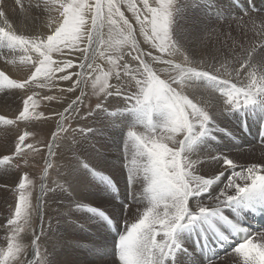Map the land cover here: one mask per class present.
<instances>
[{
  "label": "snow or ice",
  "instance_id": "6c2138e0",
  "mask_svg": "<svg viewBox=\"0 0 264 264\" xmlns=\"http://www.w3.org/2000/svg\"><path fill=\"white\" fill-rule=\"evenodd\" d=\"M16 3L24 9L22 0ZM4 4L0 0V60L19 68L24 76L13 78L0 69V90H17L22 103L14 119L0 115V125H28L42 118L43 113L36 112L37 88L52 89L66 81L70 86L59 91L80 90L62 112L53 113L59 117L56 130L43 144L48 158L42 180L47 179L49 169L62 167L66 174L61 176L63 183L55 182V189L42 182L41 194L61 190L68 203L60 215L68 226L83 232L96 220L115 228L118 264H225V258L232 264H264V231L254 233L245 226L249 213L264 215V159L240 163L235 152L221 150L218 142V135L230 142L237 139L218 123L221 117H234L242 131L255 121L264 144V24L257 30L250 9L240 8L233 0L242 13L237 17L241 30L251 23L256 39L247 46L233 41L229 56L209 52V60L194 45L203 33L215 29L203 21L190 31L179 28L178 20L189 6L182 0H36L35 7L47 21L46 30L35 33L17 31L7 19ZM202 6L214 12L216 23L229 19L216 9L215 0H204ZM89 83L98 99L81 116ZM200 89L207 90L217 103L197 98ZM110 97L121 98L123 106H113ZM40 98L57 99L53 95ZM101 113L113 120L130 118L124 140L123 192L111 176L97 171L100 153L93 149L96 155L90 156L84 150V134L94 130L67 124L69 119L80 117L82 123ZM138 127L142 130L137 131ZM77 132L79 141L73 135ZM29 137L35 143H27ZM40 144L33 132L24 130L17 134L11 154L0 156V166L20 168L14 159L39 153ZM62 145L73 153L66 165L53 159ZM82 181L95 182L102 194L100 202H84L87 198L76 187ZM137 184L142 185L139 192ZM32 188L24 172L7 219L9 234L6 246H0V264H21L26 251L21 233L26 231L32 232L35 259L24 264H54L41 254L43 201L38 197L33 204ZM133 205L141 207L133 210ZM34 214L39 215V234L32 226ZM93 250L106 254V249Z\"/></svg>",
  "mask_w": 264,
  "mask_h": 264
},
{
  "label": "rangeland",
  "instance_id": "374dc122",
  "mask_svg": "<svg viewBox=\"0 0 264 264\" xmlns=\"http://www.w3.org/2000/svg\"><path fill=\"white\" fill-rule=\"evenodd\" d=\"M8 1V2H7ZM13 4H12V3ZM22 2L24 3L25 7L24 9H21L17 3H16V0H5V12L7 14V19L9 20L10 23L13 24V26L17 29V31L20 32V28L21 30L26 33L25 31H27V33H35V32H42V31H45L46 28H45V24H46V21H47V17L45 15H41V12L38 11V9L35 6L36 4V0H22ZM26 2V3H25ZM35 2V3H33ZM183 2V0H182ZM184 2H187L188 3V7H187V10H185L184 12V18L181 17L179 20H178V27L181 28V29H192L191 26H193L194 24H198L200 23V21H203L207 24H210L212 28L215 29L214 32H205L202 34L201 36V39L198 40L194 47L196 48V50L201 53L203 55V57H208L209 60H211V57L208 55L209 52L213 53V54H216L218 56H229L232 48H233V41H237L239 43H242L244 44L245 46H247L248 42L251 41V40H255L256 37L254 35V33L250 30L251 29V23H249L248 25V29L242 31L241 30V26L239 25V23L237 22V17L241 16L242 13L240 11H238L236 9V7L234 6V4L232 2H230V0H215V5H216V9L223 12L225 16H228L229 19L227 20V22H225L223 19H221L218 23L215 22L216 20V17H215V14L214 12L212 11H209L207 10L206 8H204L202 5H203V2L204 0H185ZM196 2V4H195ZM29 3H33V7H28ZM9 4V5H8ZM227 4V5H226ZM7 5V6H6ZM14 7V8H13ZM41 7H43L42 3H41ZM191 7V8H190ZM7 8V9H6ZM31 8V9H30ZM33 8V9H32ZM19 9V10H17ZM26 9V10H25ZM8 10V11H7ZM11 10V11H10ZM25 10V11H24ZM33 10V11H32ZM36 10V11H35ZM17 11V12H16ZM24 11V12H23ZM9 12V13H8ZM38 14H37V13ZM197 12V13H196ZM12 13V14H11ZM23 13V14H22ZM192 13V14H191ZM201 14V15H200ZM16 15V16H15ZM21 15V16H20ZM26 15V16H25ZM125 15L128 16V18H130V20L133 21V23H135L134 19H132L133 17L131 16V13L128 12L126 9H125ZM203 15V16H202ZM251 15L253 16V18H261L264 16V14H257V15H254L251 13ZM23 18V19H21ZM23 16V17H22ZM33 16V17H32ZM257 16V17H256ZM11 17V19H10ZM13 17V18H12ZM19 17V18H18ZM132 17V18H131ZM209 18H212L210 21H209ZM25 18V19H24ZM28 18V19H27ZM42 18V19H40ZM204 18V19H203ZM247 18V17H245ZM3 18L0 19V26H3ZM14 21H13V20ZM15 19H18V20H15ZM192 21V23H188V27H187V22L188 20ZM25 20V21H24ZM32 20V21H31ZM234 20V21H233ZM247 20V19H245ZM13 21V22H12ZM233 21V22H232ZM236 21V22H235ZM24 22V23H23ZM31 22V25L30 23ZM39 22V23H38ZM186 22V23H185ZM232 22V23H231ZM256 22V25L260 26L261 24H263L262 20L260 19H257L255 20ZM2 23V24H1ZM36 23V24H35ZM18 24V25H16ZM28 25V26H27ZM233 25V26H232ZM31 26V27H30ZM20 27V28H19ZM26 27V28H25ZM34 27V28H33ZM44 30H43V28ZM19 28V29H18ZM24 29V30H23ZM259 29V27L257 28V30ZM29 30V31H28ZM32 30L34 32H32ZM21 31V32H22ZM234 34V35H233ZM138 39H140L142 41V37H139L138 35ZM206 40V41H205ZM208 41V42H207ZM206 45V46H205ZM141 46L145 48V50H149L148 47L146 45H144L143 43H141ZM211 50V51H210ZM7 55V54H5ZM57 59H59L60 57L57 56L55 57ZM65 58H69L68 56H65ZM197 59L201 58V56H197L196 57ZM101 63H103V61H100ZM214 63H217V66H218V61H213ZM0 69H5L6 71H8V74L11 75L13 78H23L24 76V73L22 71L19 70V68H14L13 66L11 65H6L4 60H0ZM7 67V68H6ZM105 67H107V64L105 63ZM159 67H163L162 65L159 66ZM13 70V71H12ZM74 71H78V69H73ZM66 82V81H65ZM59 82L57 85V87L55 88H52L50 89L49 92H47L45 89L41 90V94H39L38 97H36L37 99V102H38V107L36 109V112L38 113H43V117L40 118V119H36V120H33L32 122H30L28 125H26L24 122V130H27V131H30V132H33L35 134V140L37 141H41L42 144L40 145H37L38 147H40V152L39 153H32V152H28L26 156H21L17 159H14L13 161V164H16V163H19L20 164V168H15V167H11V168H8L7 170H5L4 168H2L3 166H0V218L2 219V216H3V213L2 212V207H5L8 209V208H11V211L14 209V205H15V202H16V186L17 184L19 183L20 179L22 178L23 176V173L24 172H27L28 175H29V179L32 180L33 184H34V188L31 189V192H32V202L33 204L35 205L36 202H37V198L40 197V186H41V183H45L48 185V187L50 188H53L55 189L56 188V184L55 182L56 181H59L60 183H63V180H61V177L62 175H65L66 174V170L65 169H62V168H59V169H49L48 171V175H47V179L46 181L45 180H42V178L44 177V172H43V169L45 167V159L48 158V153H47V149L44 147L43 149V144H46L50 139H51V133L53 131L56 130V124H57V120L59 119L58 116H54L53 113L55 112H62L63 111V108L64 107H67V104L72 100V99H75V96L76 95H79V89L76 90V94L75 93H72V94H69V93H66V92H61L59 91V89L57 88H60V89H65L67 86L69 87V82ZM112 83H115V80L112 81ZM66 85V86H65ZM37 89H35V91H37ZM4 91V92H3ZM0 90V105H6L8 107H10L11 105H15L14 107L15 108H18V110H22V103H21V94L17 91V90H9V91H5V90ZM45 91V92H44ZM52 91V92H51ZM55 91V92H54ZM87 91V98L85 100L86 102V105L84 104L81 110V116H83L87 110V108L89 106L93 107L95 106V103L97 102V99L98 97L95 96L92 92V89H91V83H89V86L88 88L86 89ZM89 91V92H88ZM47 92V93H46ZM51 92V93H50ZM7 93V94H6ZM46 93V94H45ZM54 93V94H53ZM78 93V94H77ZM20 94V95H19ZM28 94H31V93H28ZM12 95V96H11ZM42 95H53V96H56L57 99L55 100H52V101H45L43 99H41L40 97H42ZM218 95V94H217ZM6 96V97H5ZM20 96V97H19ZM6 99H5V98ZM70 97V98H69ZM11 98V99H10ZM15 98V99H14ZM68 98V99H67ZM111 98V97H110ZM109 98V101L111 100V103L112 105H116L117 103H120V101L118 100V98ZM9 101H8V100ZM18 99V100H17ZM121 99V98H119ZM4 100V101H3ZM15 100V101H14ZM67 100V101H66ZM113 100V101H112ZM3 101V103H2ZM19 102V103H18ZM56 102V103H55ZM68 102V103H67ZM18 106H17V104ZM107 103V102H106ZM49 104V105H48ZM51 104V105H50ZM123 106V105H122ZM120 105V107H122ZM56 108V109H55ZM115 109V108H114ZM109 111H112V108L109 109ZM18 112V111H17ZM16 112V113H17ZM15 113V114H16ZM12 114V115H11ZM0 115H6L8 116L9 118L11 119H14L15 116H14V112L11 111L10 114H5V113H0ZM10 115V116H9ZM102 115V121L104 124L101 123V121H99L97 118L99 116ZM126 115V114H125ZM98 117L97 116H94L93 118L91 119H88L87 121H84V122H79L80 121V117H77L75 120L73 119H69L67 121V124H70L72 128L74 129H78L82 127H84L85 125H87L88 127H90L91 129H93L94 131H101L100 133V137H99V143H98V136L97 135H94L95 133H93V135L91 136V141H90V138H89V133H85L84 135L87 137V141L86 143H84V150L87 152L88 155L90 156H95L96 153L93 152V149L96 150V152H99V150L101 152H103L107 158V159L102 153H100V156L97 160L98 163H106L107 161L108 162H114L113 166H118L120 167L119 169L122 168V164L121 161L120 163H118V160L119 158L117 156H113L111 154H109V150L110 149H113V147L109 144L108 142V139H107V136L105 134L106 130L109 129L110 126H113L114 128H117V129H123V128H127L130 126V118L128 119H124V118H121V119H118V120H113V119H109V118H106L105 114L104 113H101ZM45 118H48V119H45ZM44 119V120H43ZM105 119V121H104ZM109 119V121H108ZM111 120V121H110ZM53 121V122H52ZM115 121V122H114ZM125 122V123H124ZM22 122H18V124L16 126H4L2 127L0 125V135L2 136V139H1V136H0V142H5V137H4V132H8V133H11L12 136L9 137V146L8 148L6 149H1L0 147V156L3 155H10L11 154V151L14 150V141L16 139V134H22L20 131H19V127L21 125ZM42 123V124H41ZM117 123V124H116ZM32 124V125H31ZM39 124H41V127L38 126ZM111 124V125H110ZM35 125V126H34ZM81 125V126H80ZM53 126V127H52ZM105 128V132H104V128ZM11 128H13L11 130ZM18 128V129H17ZM45 128V129H44ZM47 128V129H46ZM53 128V129H52ZM9 130V131H8ZM3 133V134H2ZM123 133V136H125V132H122ZM76 138L79 136H77L76 134H79L78 132L77 133H74ZM73 134V135H74ZM108 135V134H107ZM95 136V137H94ZM122 136V134H121ZM15 139H14V138ZM220 138H218V142L221 146V150L223 151H226L228 148H229V144L231 143L230 141H228L225 137L223 136H218ZM5 140H4V139ZM82 139L81 137H78V139ZM94 139V140H93ZM122 139V140H121ZM93 140V141H92ZM124 140L125 138L123 137H116V144H117V147L119 149V152H120V158H124L125 159V151H124ZM13 141V142H12ZM227 142V143H226ZM12 143V144H11ZM27 143H35V141L32 139V137H29ZM95 143V144H94ZM12 146H11V145ZM1 145V143H0ZM108 146L109 148H105L104 146ZM226 145V146H225ZM171 146V144H170ZM93 148V149H92ZM212 148L215 149L216 148V144L213 143L212 144ZM3 150V151H2ZM61 152H60V151ZM98 150V151H97ZM122 150V151H121ZM57 151V156L61 155L60 157L56 156L55 158H53L55 160V163L58 164V165H66L68 164L69 162H71L73 160V153L71 151V149L69 147H67V145H62L58 150L56 149ZM67 152V153H65ZM42 153V154H41ZM60 153V154H59ZM33 155V156H32ZM81 155H83V153H81ZM124 155V156H123ZM67 158V159H66ZM69 158V160H68ZM82 158H85L84 155L82 156ZM105 159V160H103ZM116 159V160H115ZM25 160L27 161V163H25ZM60 160V161H59ZM64 160V161H63ZM67 160V161H66ZM100 160V161H99ZM245 161H248L247 159ZM65 163V164H64ZM4 169V170H3ZM119 169L117 170H111V171H114V172H121L119 171ZM123 169V168H122ZM3 170V171H2ZM18 170V171H17ZM57 171L60 172V176L57 175ZM63 171V172H62ZM97 171H103L105 174L108 173V175H111L112 177H114L112 175V173L106 171V170H102L101 168H97ZM4 172V173H3ZM15 172V173H13ZM124 172V170H123ZM8 174H11V175H8ZM15 174L17 175V177L15 176ZM3 175V176H2ZM20 175V176H19ZM8 177V178H7ZM14 178V179H13ZM115 178V177H114ZM123 181H124V185H125V172L123 174ZM7 180L6 183H3L1 180ZM10 179H11V182H10ZM15 180V181H14ZM118 183L122 184L119 180L115 179ZM17 181V182H16ZM122 181V180H121ZM122 181V182H123ZM13 182H16V183H13ZM14 185H13V184ZM6 184V185H5ZM9 184V185H8ZM16 184V185H15ZM8 185V189L9 191H5V187ZM13 185V187H12ZM79 185V186H78ZM81 185V186H80ZM88 185V187H87ZM95 185V182L93 181V184L87 182V181H82L80 183H78L76 185L77 187V191L83 196V197H86V198H90L94 193L99 197H100V194L98 192V189L97 187L93 186ZM141 185V184H140ZM138 185L137 186V189L136 191L139 192L140 191V188L141 186ZM3 186V187H2ZM89 186H91V189H88ZM93 186V187H92ZM15 187V188H14ZM85 187V188H84ZM95 188V189H93ZM12 189V191L10 190ZM83 189V190H82ZM85 190H89L91 193H87V191ZM4 191V192H3ZM13 193V195H12ZM10 194V196H8ZM49 194V195H48ZM48 195V196H47ZM47 195H44L42 196L41 194V197H42V201H43V207H42V211L44 213V227H46L44 229V233H45V237L39 241V244L41 246L40 250H41V254L43 256H46V247L47 245L49 244H53L55 245L56 247V252H53V253H56L54 254L53 256V260L51 259V254H49L47 256V258L51 259L53 262H58V264H71V261H70V258H69V254L68 252L71 250L68 249V247L66 246H63L61 245L60 243L63 242L64 240V237L68 236V240L69 242L72 243V245H76V247L78 248H81L82 245L80 244V242H82V239L81 238H72L74 237L73 235L71 234H74L76 232L77 229H73V228H70L68 226V224L65 222V220L63 218H60V221L59 219H57L59 221V224L61 225H58V227L60 228H65L67 227L68 230L65 232V233H61V234H58L56 236H54V234L52 233V231L54 233L60 231L61 229H55V230H49V226H52L53 223L56 224V222H53L52 221V217H55L54 215L52 216V214L49 212H56V211H60V208L62 209L61 211L63 212H66V208L64 207L68 201L64 199V195H62L61 193V190L60 189H56L55 192H48ZM51 195V196H50ZM102 195V194H101ZM10 197V198H9ZM52 197H56V201H53ZM5 198V199H4ZM10 200L9 202L11 203H8L7 201ZM15 199V200H14ZM51 199V200H50ZM6 200V201H5ZM14 202V203H13ZM85 203H88L89 201L85 200L84 201ZM4 203V204H3ZM6 203V204H5ZM49 203V204H47ZM91 203V202H89ZM52 204V205H51ZM54 204V205H53ZM3 205V206H2ZM49 205V206H48ZM8 206V207H7ZM48 206V207H47ZM95 206V205H94ZM134 206V205H133ZM132 206V207H133ZM53 207V211L52 209L49 210L50 208ZM56 207V209H55ZM58 207V208H57ZM135 207H141L140 205H135ZM134 207V208H135ZM5 208V209H6ZM48 209V211H47ZM65 210V211H64ZM47 211V212H46ZM62 212V213H63ZM61 213V212H60ZM12 214V213H11ZM10 212L7 214L5 213V216L6 217V220L9 218V216L11 215ZM46 214H49V215H46ZM50 217V218H49ZM1 219H0V223H1ZM53 222V223H52ZM7 223V222H6ZM6 223L4 226H6ZM39 223H40V219H39V215L37 214H34L33 215V218H32V226H33V229L36 230V234H39ZM46 224V225H45ZM53 225L56 227V225ZM62 226H65V227H62ZM88 227H86L85 229H87ZM49 231V232H48ZM28 233V236L29 234L31 235V238H30V242H27L28 240V236H25V238L23 239V243L26 245V251H25V254L24 256H22L21 258V264H24V261L25 260H34V247L32 245V232L31 231H26L25 233H21V236L23 234H26ZM52 234V235H51ZM51 238V236L53 237V240L50 241V239L48 237ZM70 236V237H69ZM57 237V238H56ZM63 237V238H62ZM4 238L6 239V235L4 236ZM56 238V239H55ZM60 238V239H59ZM46 239H49V241H46L44 242V240ZM97 240H99L98 238H96ZM4 241V240H3ZM1 240V242H3ZM27 243H26V242ZM54 241V243H53ZM78 241V242H77ZM52 242V243H51ZM59 242V243H58ZM4 243V242H3ZM75 243V244H74ZM80 244V245H79ZM101 244L103 245V240H101ZM28 245V246H27ZM46 246V247H45ZM60 247V248H59ZM61 249V250H60ZM60 250V252H58ZM76 249L73 248L72 251H75ZM44 253H43V252ZM71 251V253H72ZM57 252H58V255H57ZM63 252V254H62ZM65 252V253H64ZM78 254V253H77ZM66 255V256H65ZM63 256V258H61ZM80 256V255H79ZM79 256H77L79 258ZM103 256L104 258L110 259V255H101ZM77 257H74V258H77ZM224 257V255L222 256ZM56 258V259H54ZM58 258V259H57ZM63 259V260H62ZM57 260V261H56ZM230 262L231 264V260L226 258L225 261H228ZM64 261V262H63ZM60 262V263H59ZM118 263V261H117Z\"/></svg>",
  "mask_w": 264,
  "mask_h": 264
},
{
  "label": "bare ground",
  "instance_id": "6f19581e",
  "mask_svg": "<svg viewBox=\"0 0 264 264\" xmlns=\"http://www.w3.org/2000/svg\"><path fill=\"white\" fill-rule=\"evenodd\" d=\"M25 1V0H24ZM34 1V0H33ZM185 0H183V2H184ZM189 1V0H188ZM8 2V1H7ZM12 3V2H11ZM26 3V2H25ZM33 3H35V2H33ZM33 3H32V5H33ZM13 4V3H12ZM195 4H196V2H195ZM9 5V4H8ZM227 5V4H226ZM5 6V5H4ZM7 6V5H6ZM35 7V6H34ZM14 8V7H13ZM191 8V7H190ZM7 9V8H6ZM31 9V8H30ZM33 9V8H32ZM17 10H19V9H17ZM26 10V9H25ZM24 10V11H25ZM187 10V9H186ZM6 11V10H5ZM8 11V10H7ZM11 11V10H10ZM23 11V12H24ZM33 11V10H32ZM36 11V10H35ZM39 11V10H38ZM188 11V10H187ZM17 12V11H16ZM19 12H20V10H19ZM40 12V11H39ZM9 13V12H8ZM37 13V12H36ZM197 13V12H196ZM12 14V13H11ZM23 14V13H22ZM38 14V13H37ZM192 14V13H191ZM201 15V14H200ZM255 15V14H254ZM16 16V15H15ZM21 16V15H20ZM19 16V17H20ZM26 16V15H25ZM132 16V15H131ZM203 16V15H202ZM18 17V18H19ZM23 17V16H22ZM33 17V16H32ZM183 18H184V16H182ZM257 17V16H256ZM264 17V16H263ZM13 18V17H12ZM21 18V17H20ZM132 18V17H131ZM1 19V18H0ZM10 19H11V17H10ZM21 19H23V18H21ZM25 19V18H24ZM28 19V18H27ZM40 19H42V18H40ZM130 19V18H129ZM133 19V18H132ZM204 19V18H203ZM208 19H209V21L212 19V18H209L208 17ZM245 19H247V18H245ZM255 20H257V19H260V20H262L261 18H254ZM3 20V19H2ZM13 20V19H12ZM15 20H18V19H15ZM14 21V20H13ZM12 21V22H13ZM25 21V20H24ZM32 21V20H31ZM234 21V20H233ZM232 21V22H233ZM201 22V21H200ZM231 22V23H232ZM236 22V21H235ZM262 22H263V24H264V20H262ZM24 23V22H23ZM30 23V25H31V22H29ZM39 23V22H38ZM186 23V22H185ZM188 23H192V21H191V19L190 20H188V22H187V27H188ZM2 24V23H1ZM36 24V23H35ZM16 25H18V24H16ZM28 26V25H27ZM233 26V25H232ZM31 27V26H30ZM192 27V26H191ZM258 27H259V25H258ZM17 28V27H16ZM20 28V27H19ZM18 28V29H19ZM26 28V27H25ZM34 28V27H33ZM43 28V27H42ZM24 30V29H23ZM43 30H44V28H43ZM187 30H191V29H187ZM22 30H21V28H20V32H21ZM29 31V30H28ZM23 32V31H22ZM26 33H27V31H25ZM32 32H34L33 30H32ZM30 33H31V31H30ZM234 35V34H233ZM206 41V40H205ZM208 42V41H207ZM206 46V45H205ZM211 51V50H210ZM208 58V57H207ZM0 68H2V67H0ZM7 68V67H6ZM4 69V68H3ZM76 70V69H75ZM13 71V70H12ZM10 74V73H9ZM66 83V82H65ZM59 85V84H58ZM69 85H70V82H69ZM66 86V85H65ZM68 87V86H67ZM66 87V88H67ZM56 88V87H55ZM57 89H60V88H57ZM47 92H49L50 91V89H45ZM3 91V90H2ZM4 92V91H3ZM37 92L39 93V94H41V90L40 89H38L37 90ZM42 92H43V90H42ZM45 92V91H44ZM46 92V93H47ZM52 92V91H51ZM50 92V93H51ZM55 92V91H54ZM89 92V91H88ZM45 93V94H46ZM1 94V93H0ZM7 94V93H6ZM54 94V93H53ZM76 94V93H75ZM78 94V93H77ZM20 95V94H19ZM195 95L197 96V98H203V99H206V100H208V99H213V97L212 96H210V94H209V92L207 91V90H205V89H200V90H198L196 93H195ZM12 96V95H11ZM43 96V95H42ZM6 97V96H5ZM4 97V98H5ZM20 97V96H19ZM1 98V97H0ZM70 98V97H69ZM6 99V98H5ZM11 99V98H10ZM15 99V98H14ZM68 99V98H67ZM111 99V98H110ZM114 99V98H113ZM1 100V99H0ZM8 100V99H7ZM18 100V99H17ZM4 101V100H3ZM3 101H2V103H3ZM9 101V100H8ZM15 101V100H14ZM67 101V100H66ZM111 101V100H110ZM113 101V100H112ZM0 103H1V101H0ZM19 103V102H18ZM56 103V102H55ZM68 103V102H67ZM213 103L215 104V103H217V101L215 100V99H213ZM17 104V103H16ZM85 105H86V102L84 103ZM49 105V104H48ZM51 105V104H50ZM15 106V105H14ZM13 105H11L10 107H8L7 106V104L6 105H0V113L2 114V113H5V114H10L11 113V111H13L14 112V116H16V115H18V108H15ZM17 106H18V104H17ZM56 109V108H55ZM82 109H84V108H82ZM17 112V113H16ZM59 112V111H58ZM16 113V114H15ZM12 115V114H11ZM10 116V115H9ZM12 118V117H11ZM44 120V119H43ZM104 121H105V119H104ZM108 121H109V119H108ZM111 121V120H110ZM221 121H222V123L220 122V121H218V123L220 124V126L221 127H224V126H227L230 130H232L234 133H235V135H236V137L237 138H241L240 137V135H241V133H240V128L239 127H237L236 126V122L238 121L236 118H224V117H221ZM53 122V121H52ZM115 122V121H114ZM125 123V122H124ZM42 124V123H41ZM41 124H39L38 126H40L41 127ZM117 124V123H116ZM32 125V124H31ZM111 125V124H110ZM2 127H4V125H1ZM35 126V125H34ZM81 126V125H80ZM9 127V126H8ZM53 127V126H52ZM82 127V126H81ZM105 127V126H104ZM20 129H19V131L22 133L23 131H24V123L22 122L21 123V125H20V127H19ZM79 128V127H78ZM129 128V127H128ZM13 128H11V130H10V132L11 131H13L14 132V130H12ZM18 129V128H17ZM45 129V128H44ZM47 129V128H46ZM53 129V128H52ZM140 130H142L141 128H137V131H140ZM9 131V130H8ZM128 131V129L125 127V128H123V129H117V128H114L113 126H110L109 127V129H107L106 130V133L108 134V142H109V144L113 147V149H110L109 150V154H111V155H113V156H119V153H118V148H117V144H116V142H115V137H117V136H121V134H122V136H123V133L122 132H127ZM12 133V132H11ZM11 133H8V132H4V137H5V142L3 141V142H0L1 143V145H0V147H1V149H6V148H8V147H10L9 146V137L10 136H12L11 135ZM3 134V133H2ZM18 134V133H17ZM16 134V135H17ZM75 135V134H74ZM77 136L79 135V134H76ZM1 136V135H0ZM218 136H222V135H218ZM79 137V136H78ZM77 137V138H78ZM95 137V136H94ZM14 138V137H13ZM218 138H220V137H218ZM1 139H2V136H1ZM0 139V140H1ZM15 139V138H14ZM80 140V138L78 139V141ZM94 140V139H93ZM92 140V141H93ZM122 140V139H121ZM244 141L245 142H249V143H247L248 145L247 146H245V147H241V146H238V145H236L235 143H233V142H231L230 144H229V148L226 150V151H232V152H235L236 153V158L238 159V161L240 162V163H250V162H258V161H260L261 159H264V148L263 147H261V146H259V145H257L256 143H253V142H251L250 140H247V139H244ZM13 142V141H12ZM227 143V142H226ZM12 144V143H11ZM10 144V145H11ZM95 144V143H94ZM14 145V144H13ZM12 146V145H11ZM170 146V145H169ZM105 148H109L108 146H104ZM43 149H44V147H43ZM93 149V148H92ZM58 150V149H57ZM224 150V149H223ZM3 151V150H2ZM60 151V150H59ZM98 151V150H97ZM61 152V151H60ZM65 153H67V152H65ZM42 154V153H41ZM60 154V153H59ZM3 155V154H2ZM33 156V155H32ZM59 156V155H58ZM57 156V157H58ZM61 156V155H60ZM59 156V157H60ZM83 156V155H82ZM56 157V158H57ZM101 157V156H100ZM67 159V158H66ZM248 160V161H245V160ZM68 160H69V158H68ZM103 160H105V159H103ZM60 161V160H59ZM64 161V160H63ZM67 161V160H66ZM100 161V160H99ZM65 164V163H64ZM113 164H114V162H106V163H100V165H101V167H99V168H101L102 170H106V171H108V172H110V173H112V175L115 177V179H117V180H119L122 184L124 183V181H123V174H124V172H123V165H121L122 166V168L121 169H119L120 167H118V166H113ZM3 168V167H2ZM62 168V167H61ZM62 169H64V168H62ZM117 169H119V171H121V172H114V171H111V170H117ZM4 170V169H3ZM2 170V171H3ZM1 171V170H0ZM18 171V170H17ZM63 172V171H62ZM4 173V172H3ZM13 173H15V172H13ZM1 174V173H0ZM108 174V173H107ZM8 175H11V174H8ZM3 176V175H2ZM11 176H13V175H11ZM15 176L17 177V175L15 174ZM20 176V175H19ZM61 177V176H60ZM8 178V177H7ZM14 179V178H13ZM17 179H18V177H17ZM62 180V179H61ZM123 182H122V181ZM3 183H6L7 182V180H5V179H3V180H1ZM15 181V180H14ZM46 181V180H45ZM10 182H11V179H10ZM17 182V181H16ZM16 182H13V183H16ZM12 183V184H13ZM91 184H93V183H91ZM6 185V184H5ZM9 185V184H8ZM8 185L5 187V191H9V189H8ZM14 185V184H13ZM13 185H12V187H13ZM16 185V184H15ZM124 185V184H123ZM138 185H140V184H137V185H135V188L137 189V186ZM79 186V185H78ZM81 186V185H80ZM141 186V188H140V191L142 190V185H140ZM222 186V185H221ZM3 187V186H2ZM87 187H88V185H87ZM93 187V186H92ZM15 188V187H14ZM85 188V187H84ZM88 189H91V186H89V188ZM11 191H12V189H10ZM83 190V189H82ZM85 191H87V193H91L89 190H85ZM4 192V191H3ZM12 195H13V193H12ZM49 195V194H48ZM47 195V196H48ZM8 196H10V194L8 195ZM51 196V195H50ZM102 195L100 194V197H101ZM10 198V197H9ZM40 198H42L41 197V190H40ZM5 199V198H4ZM52 199H53V201H56L57 199H56V197L54 198V197H52ZM205 199H207V198H205ZM1 200V199H0ZM8 200V199H7ZM15 200V199H14ZM51 200V199H50ZM87 201H89V202H100L101 201V198H99L95 193L90 197V198H87L86 199ZM6 201V200H5ZM10 200H8L7 202L8 203H11V202H9ZM1 202V201H0ZM88 202V203H89ZM14 203V202H13ZM37 203V202H36ZM1 204V203H0ZM4 204V203H3ZM6 204V203H5ZM12 204V203H11ZM47 204H49V203H47ZM52 205V204H51ZM54 205V204H53ZM3 206V205H2ZM49 206V205H48ZM47 206V207H48ZM8 207V206H7ZM135 207V205L133 206V210L136 208H134ZM1 208V207H0ZM6 206L5 207H2V212L1 213H3V216H2V219H1V223H0V246H6V239L4 238V236L6 235V237L8 236V231H7V228H6V226H4L5 225V223L7 222V220H6V217L7 216H5V213H9L10 212V214L12 213V211H11V208H6ZM50 208V207H49ZM58 208V207H57ZM52 209V211H53V207L52 208H50L49 210H51ZM55 209H56V207H55ZM62 209L60 208V211H54V212H51V211H49L51 214H52V216L54 215L55 217H52V221L53 222H56V224L55 223H53V225L55 224L56 225V227L55 226H49V230L51 231L52 229L53 230H57V229H61L60 231H58V232H56V233H54L53 231H52V233L54 234V236H56V235H58V234H61V233H65L67 230H68V228L67 227H65V226H62V227H65V228H60V227H58V225H61V224H59V221H60V218H62V216L60 215L63 211H61ZM47 211H48V209H47ZM46 211V212H47ZM65 211V210H64ZM61 212V213H60ZM46 215H49V214H46ZM128 216H129V218H131V213H129L128 214ZM1 217V216H0ZM50 218V217H49ZM122 218H123V214H122ZM57 219H59V221L57 220ZM95 223V224H94ZM6 225H7V223H6ZM46 225V224H45ZM91 227H88V230H84L83 232H81L80 230H77L74 234H71V235H73L74 237H72V238H81L82 239V241H84L85 243H81V245H82V247L81 248H77L76 247V245H72V243L71 242H69V240H68V236H66V237H64V240H63V242L62 243H60L61 245H63V246H66V247H68V249L70 250L69 252H68V254H69V258H70V261H71V264H118L117 263V261H118V258L116 257V255L114 254V247H113V245H111V244H109V242H108V238H111V235L106 231V230H104V229H102L95 221H92L91 222ZM46 227H44V229H45ZM45 232V231H44ZM49 232V231H48ZM52 235V234H51ZM95 235V236H94ZM25 236H28V233H26V234H23L22 235V239H24L25 238ZM53 236V237H54ZM59 236V235H58ZM97 236V237H96ZM29 238H28V240H27V242H30V238H31V235L29 234V236H28ZM45 237V236H44ZM43 237V238H44ZM48 237V236H47ZM53 237L51 236V238L52 239H50V237H48L49 239H50V241H52L53 240ZM70 237V236H69ZM42 238V239H43ZM57 238V237H56ZM55 238V239H56ZM63 238V237H62ZM96 238H98L99 240H97ZM26 239V238H25ZM33 239V238H32ZM41 239V240H42ZM49 239H46V240H44V242H46V241H49ZM60 239V238H59ZM1 240L4 242H1ZM101 240H103V245L101 244ZM26 242V241H25ZM26 242V243H27ZM78 242V241H77ZM47 243V242H46ZM52 243V242H51ZM53 243H54V241H53ZM59 243V242H58ZM48 244V243H47ZM75 244V243H74ZM80 245V244H79ZM28 246V245H27ZM46 247V246H45ZM60 248V247H59ZM73 248H75L76 250L75 251H72V249ZM95 248H101V249H106V254L105 255H110V259H109V257H108V259H106V258H104L103 256H101V255H99V254H97L93 249H95ZM54 250H56V247H55V245H53V244H50V242H49V244L47 245V247H46V256H44L45 258H47V256L49 255V254H51L52 256H51V259L55 256L54 254H56V253H53V252H56V251H54ZM61 250V249H60ZM60 250L58 251V252H60ZM71 251H72V253H71ZM43 252V251H42ZM58 252H57V255H58ZM34 253V252H33ZM44 253V252H43ZM65 253V252H64ZM78 253V254H77ZM62 254H63V252H62ZM44 255V254H43ZM54 255V256H53ZM80 255V256H79ZM66 256V255H65ZM77 256H79V258L77 257ZM223 256V255H222ZM221 256V257H222ZM74 257H77V258H74ZM61 258H63V256L61 257ZM65 258V257H64ZM63 258V259H64ZM48 259V258H47ZM50 259V258H49ZM54 259H56V258H54ZM58 259V258H57ZM62 259V260H63ZM226 259V258H225ZM53 260V259H52ZM57 261V260H56ZM64 262V261H63ZM60 263V262H59ZM54 264H58V262L56 263V262H54ZM225 264H230V262H229V260L228 261H225ZM231 264H232V262H231Z\"/></svg>",
  "mask_w": 264,
  "mask_h": 264
}]
</instances>
